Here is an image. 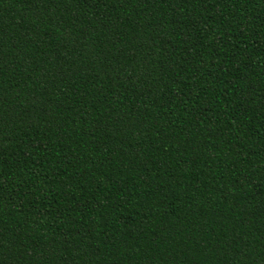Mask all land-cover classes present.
Masks as SVG:
<instances>
[{"label": "trees", "instance_id": "16d2710c", "mask_svg": "<svg viewBox=\"0 0 264 264\" xmlns=\"http://www.w3.org/2000/svg\"><path fill=\"white\" fill-rule=\"evenodd\" d=\"M0 264H264V0H0Z\"/></svg>", "mask_w": 264, "mask_h": 264}]
</instances>
